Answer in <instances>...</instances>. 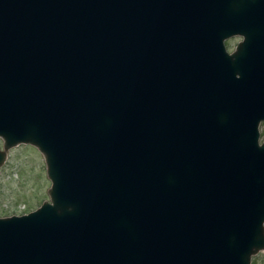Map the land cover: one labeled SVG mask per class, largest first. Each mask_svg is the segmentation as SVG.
Segmentation results:
<instances>
[{"label":"water","instance_id":"95a60500","mask_svg":"<svg viewBox=\"0 0 264 264\" xmlns=\"http://www.w3.org/2000/svg\"><path fill=\"white\" fill-rule=\"evenodd\" d=\"M235 31L264 0H0V165L31 144L50 180L0 216V264H250L264 62L229 71Z\"/></svg>","mask_w":264,"mask_h":264},{"label":"rangeland","instance_id":"374dc122","mask_svg":"<svg viewBox=\"0 0 264 264\" xmlns=\"http://www.w3.org/2000/svg\"><path fill=\"white\" fill-rule=\"evenodd\" d=\"M49 186L44 156L34 145L19 143L9 147L0 165V216L36 208L49 199ZM250 264H264V250L253 254Z\"/></svg>","mask_w":264,"mask_h":264},{"label":"flooded vegetation","instance_id":"af4514ba","mask_svg":"<svg viewBox=\"0 0 264 264\" xmlns=\"http://www.w3.org/2000/svg\"><path fill=\"white\" fill-rule=\"evenodd\" d=\"M222 45L224 49L223 52L230 56V61L238 64V66L229 67V71L236 72L237 76L239 72L251 71V67L242 65L251 62L254 58L264 62V34L262 32L257 36V42L255 45L252 44L251 41L247 42L245 34L238 31L232 32L231 34L223 37ZM254 50L257 56L252 57ZM188 51L193 52V49L189 48ZM219 55H221V52ZM259 68L264 71V66ZM258 130L259 142L261 143L264 139V120L262 119L258 123Z\"/></svg>","mask_w":264,"mask_h":264}]
</instances>
